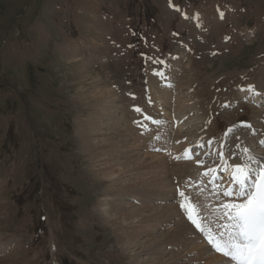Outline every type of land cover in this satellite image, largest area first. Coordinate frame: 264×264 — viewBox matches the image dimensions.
<instances>
[{
	"label": "rangeland",
	"instance_id": "374dc122",
	"mask_svg": "<svg viewBox=\"0 0 264 264\" xmlns=\"http://www.w3.org/2000/svg\"><path fill=\"white\" fill-rule=\"evenodd\" d=\"M91 70L128 121L164 77L165 121L205 116L221 139L260 110L264 126V104L238 97L264 88V0H0V264H131L79 141Z\"/></svg>",
	"mask_w": 264,
	"mask_h": 264
},
{
	"label": "bare ground",
	"instance_id": "6f19581e",
	"mask_svg": "<svg viewBox=\"0 0 264 264\" xmlns=\"http://www.w3.org/2000/svg\"><path fill=\"white\" fill-rule=\"evenodd\" d=\"M69 63L80 65L81 61L71 59ZM86 75L87 80H93L86 83L91 89L88 101L95 107L79 127V141L94 178L107 183L106 190L116 197L101 199L99 212L131 264H230L216 255L188 223L185 210H179L180 192L191 200L189 204L195 205V213L204 218L209 228L218 226L223 205L233 200L222 195V182L210 186L208 179L227 170L233 177L234 166L243 163L241 149L245 147L264 164L260 110H256L258 119L231 126L218 138L219 142L209 134L205 116L188 124L180 119H166L172 112V97L165 91L172 86L160 91L164 77L157 78L158 84L153 80L149 83L148 90L157 106L149 109L153 100L138 97L141 111H136L138 104L133 102L128 109L132 118L128 121L124 101L116 91L101 80L96 70ZM263 95L264 88L248 86L241 99L258 103L264 100ZM143 111L163 123H152ZM189 153H193L192 160L188 159ZM232 182L230 179L228 188ZM119 197L122 200L117 201Z\"/></svg>",
	"mask_w": 264,
	"mask_h": 264
},
{
	"label": "snow or ice",
	"instance_id": "6c2138e0",
	"mask_svg": "<svg viewBox=\"0 0 264 264\" xmlns=\"http://www.w3.org/2000/svg\"><path fill=\"white\" fill-rule=\"evenodd\" d=\"M152 123L161 125L163 122L153 120ZM260 143L264 145V140ZM241 154L243 163L233 168L234 188L222 190L223 196L234 197L220 211V216L227 220L222 225L223 231L206 230L202 226L204 218L194 215L196 207L186 203L188 197L184 192H180L183 198L180 207L212 248L229 258L230 264H264V164L247 147L241 149Z\"/></svg>",
	"mask_w": 264,
	"mask_h": 264
}]
</instances>
